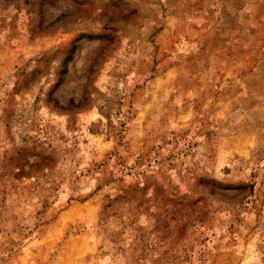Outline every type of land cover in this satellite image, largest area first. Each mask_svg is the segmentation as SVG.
I'll return each instance as SVG.
<instances>
[{"label":"rangeland","instance_id":"374dc122","mask_svg":"<svg viewBox=\"0 0 264 264\" xmlns=\"http://www.w3.org/2000/svg\"><path fill=\"white\" fill-rule=\"evenodd\" d=\"M0 264H264V0H0Z\"/></svg>","mask_w":264,"mask_h":264}]
</instances>
